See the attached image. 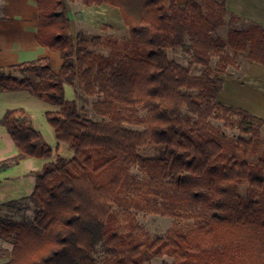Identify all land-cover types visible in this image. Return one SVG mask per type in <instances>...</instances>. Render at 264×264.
Listing matches in <instances>:
<instances>
[{
    "label": "trees",
    "instance_id": "trees-1",
    "mask_svg": "<svg viewBox=\"0 0 264 264\" xmlns=\"http://www.w3.org/2000/svg\"><path fill=\"white\" fill-rule=\"evenodd\" d=\"M82 2L118 8L128 35L74 37L66 0H37L36 39L59 52L60 70L49 57L0 66V91L60 107L45 117L73 151L44 163L28 197L0 203V238L13 245L3 264H144L164 256L171 264H264V119L217 99L240 53L264 65V27L214 37L227 17L230 25L239 19L224 0ZM177 48L188 64L170 57ZM76 81L96 97L98 118L66 98L65 85ZM0 124L19 150L0 160V173L53 156L24 108L8 109ZM147 144L165 146L164 154L144 156ZM26 200L37 206L30 221L14 217ZM140 213L173 223L153 235Z\"/></svg>",
    "mask_w": 264,
    "mask_h": 264
},
{
    "label": "rangeland",
    "instance_id": "rangeland-1",
    "mask_svg": "<svg viewBox=\"0 0 264 264\" xmlns=\"http://www.w3.org/2000/svg\"><path fill=\"white\" fill-rule=\"evenodd\" d=\"M189 0H177L179 5H184ZM69 7V16L72 19L71 22V32L74 37L81 30L86 31L88 34H101L105 35H115V36H127L128 29L123 23L119 9L113 7L109 4H104L101 6L92 5L86 6L82 0H66ZM24 0H7V13L11 15H22L24 12ZM2 12H4V5L2 0ZM1 13V11H0ZM251 24L247 22H237L234 25H230L229 18L227 17L224 24L213 34L214 37L226 39L231 28H247ZM36 52L29 56L28 59H37L43 56L42 52L35 50ZM102 52L107 53L108 51L102 50ZM56 56L53 58L52 67L56 68L57 62H62L60 54L55 53ZM169 55L171 58L179 61L182 64H188L190 61V55L184 53L180 48L169 50ZM19 59V58H18ZM216 59H213L212 64H214ZM253 66H261L256 62L250 60L245 53H240L238 58V67H230L229 75L224 76V87L221 92L218 94V101L225 103L227 105H232L236 107H242L249 109L252 107V101L250 97V89L247 86H241L238 80L239 78L244 79L245 73L250 72ZM200 67H195L193 69L194 73H199ZM235 79V80H234ZM14 97L17 99V104H23L24 107H31L32 113L35 116L33 125L34 127L41 131L44 139L53 146L54 153L53 156L48 159V161H54L56 158L61 155L67 157L73 156V151L69 149L68 145L59 142L55 137V132L53 127L48 123L45 117L47 111H55L60 107L43 102L37 97L31 95L27 91H18L15 93ZM68 96L76 100L79 110L82 114L90 116L92 118H98L92 109V104L96 100V97H89L84 94L82 91L79 82L76 81L74 85L68 87ZM71 99V98H68ZM251 111V110H250ZM215 125H221L223 123L212 120ZM224 132L231 137H238L240 133L237 130L228 129L223 127ZM262 139L264 141V128L262 130ZM8 135V134H7ZM9 136V135H8ZM57 143L60 144V149H57ZM163 145L157 144H147L141 147L140 152L144 156L148 157H160L164 154ZM263 147L257 152L256 156L260 154V151ZM37 170V168L35 169ZM133 171L138 173V169L134 168ZM34 175L40 176L41 171L34 172ZM22 205L26 208L22 211V214L16 213L14 217L17 219H23L30 221L34 218L37 206L33 201L26 200L22 202ZM22 206V207H23ZM139 221L144 225L153 235H163L166 230L171 227L173 220L168 217L156 216L152 214H139ZM5 245V246H3ZM2 247L5 249V253L0 256V264L5 263L11 258V253L9 251L12 249V244L2 241ZM103 254L98 252L96 258L98 260L103 259ZM172 258L168 256L157 257L153 260L146 262L144 264H170Z\"/></svg>",
    "mask_w": 264,
    "mask_h": 264
},
{
    "label": "crops",
    "instance_id": "crops-1",
    "mask_svg": "<svg viewBox=\"0 0 264 264\" xmlns=\"http://www.w3.org/2000/svg\"><path fill=\"white\" fill-rule=\"evenodd\" d=\"M224 2L229 16L234 14L239 17L237 22L259 24L264 27V0H224ZM24 4L25 9L22 15L13 16L7 13V0H3L4 12H2V0H0V66L35 60L28 59L29 56L36 52L35 50L44 54L40 58L49 57L52 65L53 58L57 52L41 46L36 39L38 25L37 0H24ZM257 64L261 66H253L250 72L245 73L244 79L239 78L241 80H238L239 82L237 83H240L241 86L248 85L253 103L250 108L251 111L248 110L264 119V65ZM61 65L62 62L58 61L56 68L53 69L58 72ZM69 86L72 85H65L66 98L73 99L68 96ZM17 92L0 91V121L8 109L14 108H24L32 115V120L34 121L35 116L32 113L31 107L26 108L23 104H17V99L14 97ZM7 134L6 128L0 124V160L19 153L17 146L13 143L10 136H8L9 134ZM60 146L57 143V149H60ZM70 157H72L70 154L67 155V158ZM47 161L48 159L24 158L19 164L1 172L0 203L28 197L33 191L39 177L38 174L34 175V172L41 171L44 163ZM36 168L37 170H35ZM20 214H22V211H20ZM2 241L0 238V245H2Z\"/></svg>",
    "mask_w": 264,
    "mask_h": 264
}]
</instances>
